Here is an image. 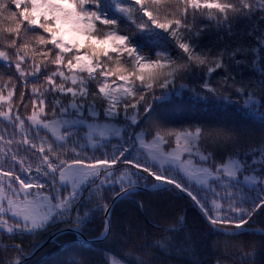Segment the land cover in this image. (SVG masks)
Here are the masks:
<instances>
[{
    "label": "snow or ice",
    "instance_id": "snow-or-ice-1",
    "mask_svg": "<svg viewBox=\"0 0 264 264\" xmlns=\"http://www.w3.org/2000/svg\"><path fill=\"white\" fill-rule=\"evenodd\" d=\"M0 68L11 128H0V264H25L26 237L58 224L81 232L97 212L108 239L113 206L149 187L188 200L227 237L264 216V131L177 125L160 104L188 89L264 109V0H0ZM245 71L259 74L258 98ZM157 228L152 244L115 229L119 245L66 264H159L157 248L189 251L190 233L179 242L181 229ZM237 247L250 257L255 242Z\"/></svg>",
    "mask_w": 264,
    "mask_h": 264
},
{
    "label": "trees",
    "instance_id": "trees-1",
    "mask_svg": "<svg viewBox=\"0 0 264 264\" xmlns=\"http://www.w3.org/2000/svg\"><path fill=\"white\" fill-rule=\"evenodd\" d=\"M115 15L116 10H112ZM259 67V65H258ZM3 69L0 68V72ZM215 75V74H214ZM244 76L253 77L257 81L254 91L259 93V74L245 71ZM193 85H189L192 87ZM30 87V86H29ZM17 86V95L19 94ZM233 102L226 101H204L193 95L188 89H183L181 95H172L169 99L161 101V111L177 125L180 123H216L227 121L243 125L253 130L257 137L264 131V121L260 119V111H251L242 106V101L232 97ZM264 103V102H262ZM19 106V101L14 95V107ZM22 114L23 110L21 109ZM30 114V113H29ZM83 127V126H80ZM0 128L11 131L6 122L0 118ZM44 135V133H41ZM16 139H20L17 131ZM89 151L88 155H91ZM99 153H97L98 155ZM35 167V164H33ZM250 187L245 186L248 191ZM249 194L254 195V192ZM141 201L143 208H138L133 201ZM227 205H225L226 207ZM179 215L184 216V223H178ZM113 225L121 233L132 236L147 237L146 242L154 243L153 237L159 238L163 235L157 228L175 226L178 231L175 236L177 241L183 242L186 233L192 236L189 251L177 253L172 247L165 250L157 248L156 258L159 264H247L251 260L253 264H264V236L256 233H247L237 237H227L210 230L206 222L201 218L192 204L186 199H177L175 193L139 192L131 200L118 202L112 213ZM255 223L249 222L245 227L264 228V216L259 214L254 217ZM104 215L97 212L91 215L90 222L83 227L82 232L88 238H95L103 232ZM65 225L58 224L50 227L39 236L26 237L24 239L25 256L31 254L35 247L47 239L59 228ZM115 229L112 236L100 243H76V236L64 234L51 244L46 245L39 254L25 264H66L72 258L80 259L82 256L99 258L107 248L120 244L116 239ZM168 235H172L169 233ZM231 241V246L226 242ZM241 241L255 242V249L245 248L244 252H250V257H243L238 250ZM5 243H8L5 240ZM12 255H15L14 253Z\"/></svg>",
    "mask_w": 264,
    "mask_h": 264
},
{
    "label": "water",
    "instance_id": "water-1",
    "mask_svg": "<svg viewBox=\"0 0 264 264\" xmlns=\"http://www.w3.org/2000/svg\"><path fill=\"white\" fill-rule=\"evenodd\" d=\"M153 191H157V190H153L149 187L148 190H143L141 192H153ZM118 203V202H117ZM116 203V204H117ZM116 204L113 206V209L114 207L116 206ZM193 208L196 209V211L200 214V216L202 217V219L205 221L204 217L202 216L201 212H200V209L198 207H195L193 205ZM113 209H112V212H113ZM206 222V221H205ZM207 223V222H206ZM249 228L250 227H244V234H247V233H256L258 234V229L260 228H251L252 230L249 231ZM65 233H60V232H56L54 233L53 235H51L49 238H47L46 240L40 242L36 248L34 249V251L26 257V261L25 263H27L28 261H30L33 257H35L46 245L48 244H51L53 242L56 241L57 238H59L60 236L64 235ZM67 234H74L77 236V239L75 240V242H86V243H96V242H103L105 240V237H104V234L102 233L99 237H96V238H87L83 232H68Z\"/></svg>",
    "mask_w": 264,
    "mask_h": 264
},
{
    "label": "rangeland",
    "instance_id": "rangeland-1",
    "mask_svg": "<svg viewBox=\"0 0 264 264\" xmlns=\"http://www.w3.org/2000/svg\"><path fill=\"white\" fill-rule=\"evenodd\" d=\"M81 126H82V125H81ZM245 186L250 187V186H248V185H245Z\"/></svg>",
    "mask_w": 264,
    "mask_h": 264
},
{
    "label": "bare ground",
    "instance_id": "bare-ground-1",
    "mask_svg": "<svg viewBox=\"0 0 264 264\" xmlns=\"http://www.w3.org/2000/svg\"><path fill=\"white\" fill-rule=\"evenodd\" d=\"M76 240V239H75ZM75 242V241H74ZM96 243H100V242H96Z\"/></svg>",
    "mask_w": 264,
    "mask_h": 264
}]
</instances>
